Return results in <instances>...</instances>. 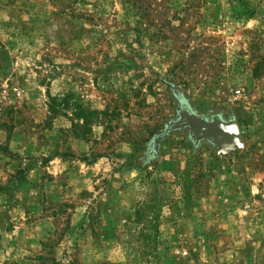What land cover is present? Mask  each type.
Segmentation results:
<instances>
[{
	"label": "rangeland",
	"instance_id": "1",
	"mask_svg": "<svg viewBox=\"0 0 264 264\" xmlns=\"http://www.w3.org/2000/svg\"><path fill=\"white\" fill-rule=\"evenodd\" d=\"M0 264H264V0H0Z\"/></svg>",
	"mask_w": 264,
	"mask_h": 264
},
{
	"label": "water",
	"instance_id": "2",
	"mask_svg": "<svg viewBox=\"0 0 264 264\" xmlns=\"http://www.w3.org/2000/svg\"><path fill=\"white\" fill-rule=\"evenodd\" d=\"M186 131L195 146L208 142L217 151H228L243 145L244 139L235 120L224 121L214 116L207 121L187 103L181 104L176 121L171 122L158 136L165 137L172 132Z\"/></svg>",
	"mask_w": 264,
	"mask_h": 264
},
{
	"label": "trees",
	"instance_id": "3",
	"mask_svg": "<svg viewBox=\"0 0 264 264\" xmlns=\"http://www.w3.org/2000/svg\"><path fill=\"white\" fill-rule=\"evenodd\" d=\"M58 102V99L57 98H52V103H53V105H52V107H51V109L52 110H54V108H55V104ZM78 113H80V110H78Z\"/></svg>",
	"mask_w": 264,
	"mask_h": 264
}]
</instances>
